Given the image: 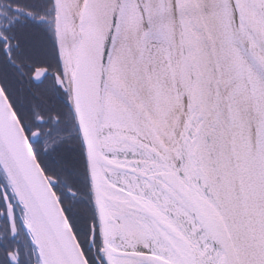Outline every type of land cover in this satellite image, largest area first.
Instances as JSON below:
<instances>
[{
	"label": "snow or ice",
	"instance_id": "6c2138e0",
	"mask_svg": "<svg viewBox=\"0 0 264 264\" xmlns=\"http://www.w3.org/2000/svg\"><path fill=\"white\" fill-rule=\"evenodd\" d=\"M0 264H264V0H0Z\"/></svg>",
	"mask_w": 264,
	"mask_h": 264
}]
</instances>
